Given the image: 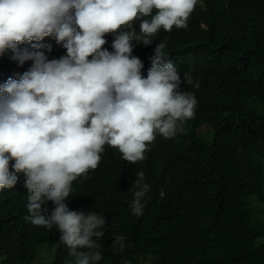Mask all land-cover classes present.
Instances as JSON below:
<instances>
[{"label": "clouds", "instance_id": "clouds-1", "mask_svg": "<svg viewBox=\"0 0 264 264\" xmlns=\"http://www.w3.org/2000/svg\"><path fill=\"white\" fill-rule=\"evenodd\" d=\"M199 2L0 0V66L16 78L0 85V190L23 187L25 221L51 232L53 244H59L47 254L39 248L20 258L31 264H55L65 257L69 262L76 257V264H106L97 241L113 220L97 210H69L64 201L73 181L88 178L110 148L136 164L146 159L154 141L183 142V125L196 114L195 71L203 54L193 49L182 64L167 57L161 42L145 78L133 48L150 45L156 34L187 29ZM106 35L114 37L111 52L103 48ZM53 48L66 56H46ZM136 175L129 209L142 216L150 186L143 171ZM112 238L113 247L124 251L125 237Z\"/></svg>", "mask_w": 264, "mask_h": 264}, {"label": "trees", "instance_id": "trees-1", "mask_svg": "<svg viewBox=\"0 0 264 264\" xmlns=\"http://www.w3.org/2000/svg\"><path fill=\"white\" fill-rule=\"evenodd\" d=\"M106 37L103 48L111 52L114 37ZM152 40L133 48L145 78L161 42L167 57L182 64L193 49L203 54L195 71L196 114L183 125V142L154 141L136 164L108 149L88 178L73 181L64 202L69 210H97L113 220L97 241L106 264H264V243H257L264 238V223L252 220L250 203L264 204V0H200L187 29ZM51 55L59 59L66 53L53 48L46 51ZM11 73L0 66V85L16 79ZM208 132L214 134L212 143L205 139ZM139 171L150 186L142 216L129 209ZM25 195L21 186L0 190V264H31L20 257L55 242L52 233L25 221ZM103 203L115 212L107 213ZM47 208L51 214V201ZM112 234L125 237L124 251L113 247ZM76 259L55 264H76Z\"/></svg>", "mask_w": 264, "mask_h": 264}, {"label": "rangeland", "instance_id": "rangeland-1", "mask_svg": "<svg viewBox=\"0 0 264 264\" xmlns=\"http://www.w3.org/2000/svg\"><path fill=\"white\" fill-rule=\"evenodd\" d=\"M206 132H204V134ZM205 139L208 142L212 143L214 140V134L212 132H208L205 135ZM250 203H251V208H252V220L254 222H261V223L263 222L264 223V204L254 200V199L250 200ZM39 231L44 233V234L51 235V232H47L46 230H44V228H40ZM257 243L258 244L264 243V238L258 239ZM58 247H59L58 243L52 244V245L45 243V244L40 245L42 254H47L51 248L55 250Z\"/></svg>", "mask_w": 264, "mask_h": 264}, {"label": "bare ground", "instance_id": "bare-ground-1", "mask_svg": "<svg viewBox=\"0 0 264 264\" xmlns=\"http://www.w3.org/2000/svg\"><path fill=\"white\" fill-rule=\"evenodd\" d=\"M26 196V195H25ZM25 199V198H24Z\"/></svg>", "mask_w": 264, "mask_h": 264}]
</instances>
